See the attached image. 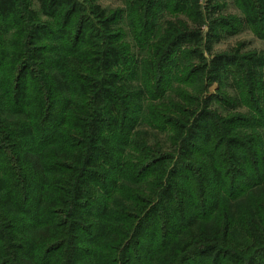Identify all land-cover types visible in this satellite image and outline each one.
<instances>
[{
    "label": "trees",
    "instance_id": "1",
    "mask_svg": "<svg viewBox=\"0 0 264 264\" xmlns=\"http://www.w3.org/2000/svg\"><path fill=\"white\" fill-rule=\"evenodd\" d=\"M172 1L193 28L169 23L139 59L117 15L97 8L74 36L72 0H0V264H264V56H205L199 0ZM240 1L264 26V0ZM189 54L204 65L188 75L231 80L243 104L216 99L249 116L184 92L172 105Z\"/></svg>",
    "mask_w": 264,
    "mask_h": 264
},
{
    "label": "rangeland",
    "instance_id": "2",
    "mask_svg": "<svg viewBox=\"0 0 264 264\" xmlns=\"http://www.w3.org/2000/svg\"><path fill=\"white\" fill-rule=\"evenodd\" d=\"M76 7V16L73 18L74 26L71 28V33L74 36L80 35L79 22L81 20L89 22L95 28L97 25L96 15H93L94 10L100 9V12H105L107 16H119L118 25L111 28L115 33L121 36V43L127 45L130 53L134 54L136 58L147 56L148 45L156 40L169 26V23L175 24L178 21L187 23L190 27V17L184 12L177 13L175 11V2L170 0H162L163 7L154 6L152 10H148L152 0H72ZM200 13L202 15L201 34L204 41L212 40L211 52L208 53L202 45L199 51L207 56L225 55L229 58H237L239 61L245 60L251 56H264V26L252 27L247 24L244 8L240 0H199ZM34 10H38V4H34ZM68 9L64 10V13ZM144 14H149L150 17L155 18V30L152 33L144 35V29L141 30L139 23L144 18ZM84 18V19H83ZM41 23L48 21L46 17H39ZM148 20H151L149 18ZM150 22V21H149ZM154 23V22H153ZM58 37V33L56 34ZM101 36V35H99ZM150 36V37H149ZM58 40V38L56 39ZM93 39V42H97ZM206 41V42H207ZM143 43V44H141ZM191 46L186 43L177 47L176 51L183 52L189 51ZM195 49V48H194ZM179 58L177 65V75L172 79L167 87V99L172 102L174 107L183 106L180 93L184 92L190 96L199 99L210 100V110L215 111L219 118L230 119L242 116V114L249 116V112L245 107H227L219 103L216 98L221 96L231 97L230 103L240 104V97L231 88L232 81L225 80L223 85L208 86L207 82L202 80L201 75L189 76L188 71L190 66L204 65L201 64L191 54L185 57L175 56ZM173 57V58H175ZM135 59V58H134ZM211 60V58H209ZM19 71H23L25 66L20 65L17 67ZM131 66L129 72H131ZM215 98V99H214ZM241 100H243L241 98ZM243 104V103H241ZM233 106V105H232ZM254 113H252V116ZM140 130L148 132V135H155L158 139L164 140L166 134L162 131L151 130L146 126H142ZM230 128H225V131ZM231 130L240 131L241 134H247V129L234 128ZM234 132V131H233ZM232 134V133H231ZM233 136L234 135H231ZM143 138H140V142ZM172 166L175 162H171Z\"/></svg>",
    "mask_w": 264,
    "mask_h": 264
}]
</instances>
